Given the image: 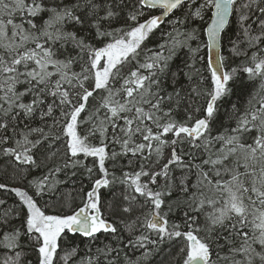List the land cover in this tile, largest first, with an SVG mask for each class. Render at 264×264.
<instances>
[{
    "label": "snow or ice",
    "instance_id": "snow-or-ice-1",
    "mask_svg": "<svg viewBox=\"0 0 264 264\" xmlns=\"http://www.w3.org/2000/svg\"><path fill=\"white\" fill-rule=\"evenodd\" d=\"M230 16L243 37L230 41L233 54L253 49L242 68L253 88L225 112L228 126L214 128L237 73L221 70ZM157 31L163 43L153 50L146 42ZM182 48L191 63L173 71ZM0 154L22 178L41 158L47 168L26 185L0 183L18 198L0 215V245L15 252L3 264H24L26 248L36 264H69L79 246L61 247L68 234L88 242L75 264H150L165 244H179L170 264H264V0H0ZM67 183L73 189L60 192ZM45 193L54 198L41 206ZM121 205L147 209L118 222L127 238L104 211ZM174 211L182 225L170 223ZM100 234L110 240L93 253Z\"/></svg>",
    "mask_w": 264,
    "mask_h": 264
},
{
    "label": "trees",
    "instance_id": "trees-1",
    "mask_svg": "<svg viewBox=\"0 0 264 264\" xmlns=\"http://www.w3.org/2000/svg\"><path fill=\"white\" fill-rule=\"evenodd\" d=\"M199 2H202V0H199ZM241 2H244V0H241ZM174 11L176 13V16H181V11H178V10H174ZM153 14H156V13H153ZM170 16H172V14H170ZM172 19L175 20V16H172ZM236 19H237L236 16H231L229 24L227 25L224 33L222 34L223 44L221 48V56L224 57L223 66L225 70L231 71V69L235 68L237 69V73H236V77L234 78V80L229 82L230 87L232 88V94L229 96H226L225 98H223L222 101L218 102L220 104V113H219V116L215 124L213 125L214 128H219L221 124L228 126L229 121L227 120L225 116V112L231 109V105L233 103H236L238 101L243 103L248 92L253 88V85L249 83L247 80V74L242 72V68L244 67L245 62L247 61L248 57L251 56L253 49L247 50L248 52L247 57L244 55H235L232 52V43L230 41H237L238 39L241 41L243 40V37L240 34V27L237 24ZM200 24L201 22L197 21V25H200ZM115 26H119V25H115ZM161 30L163 32H170L172 30V26L171 24H164L161 26ZM204 40H206V35L201 33L200 38L196 41H192L191 45L194 48L196 47L197 43H200L201 41H204ZM146 43H147L148 48L155 50L157 44L163 43V39L161 37V31H157L155 35L152 36L150 40L147 41ZM238 47L241 51H243L247 47L246 42L238 44ZM200 55L204 56L205 59L207 58V50L203 47L202 44H201ZM189 56H190V53L188 52V49L182 48L177 54V57L174 58L172 62L173 71H175L177 66L182 67L185 60H188V62L191 63ZM141 62H143L142 58H141ZM134 67H135V61H133L131 65L127 66L124 69V75L126 76L128 74V71ZM197 67H200V65H197ZM74 70L79 71V67L78 66L74 67ZM205 76L208 77L210 76V74L205 73ZM180 83L184 84L186 87L188 85L187 79L183 76L181 77ZM114 87L119 88L120 84H116L114 85ZM201 87L207 89L210 87V83L206 80L201 85ZM103 94L106 95V93H103ZM119 98L120 97H117V99ZM98 100H99V97H97V101H93L92 103L98 102ZM203 100H204V97H200L198 103H202ZM185 107H187V105H182L181 109L178 111L176 115V118L178 120L184 119V108ZM189 111H191V109H189ZM197 115L202 116L203 113H199ZM38 123H39L38 121L33 122L32 126H37ZM93 143H96V141H93ZM116 148L117 150H119V146H116ZM5 159L6 158L2 154H0V183H5L9 187L22 186V185H26L28 181L35 180V179H41L43 175L46 174V171H47V168L45 167V162L41 158L40 160H38V163H40L41 166L39 168L34 166L31 169V174L28 175L26 178H22V173H18L17 169H15L14 167L10 165H6ZM81 159H84L83 156H81ZM85 162L91 165L92 158L91 157L87 158ZM121 163L126 165L127 160H122ZM106 166L110 167V162L106 163ZM125 170L130 171L131 169L126 168ZM117 175H120V172L118 170H117ZM176 175H179V172H177ZM63 178H64L63 175L58 174V179L62 180ZM78 179L81 180L84 191L85 192L88 191L90 189L89 180L86 177H78ZM160 182L162 183L163 180L161 179ZM58 187L60 188V192L66 193L68 191H71L74 186L70 183H67V184L59 185ZM75 188L77 190L73 191L72 195L75 198L74 204L78 206L80 204V196H81V193L78 191L79 184H77ZM120 190L121 189L119 187L113 189V191L117 193H119ZM101 193H102L103 201L110 202L112 200V192H110L108 189H102ZM57 195H59V193H57ZM53 198H54L53 196L49 195L48 193H45L42 197H39L37 199H38L39 204L41 206H44L46 201L50 202L51 199ZM0 200L6 201L4 205H0V215H3V212L7 208H11L14 204L18 202V198L15 196L14 193H11L9 191L2 190V189H0ZM117 203L119 204V201H117ZM104 211H105V215L110 216L111 219L117 221L118 223L120 220H125L126 222H130L131 220L135 219L136 216L141 215L142 212H146L147 209L146 208L142 210L136 209L131 214H125L122 211V205H121V209L115 212V214L110 213L108 210H104ZM169 220H170V223L174 222V223H178L181 225L183 224V217L179 211H174L170 215ZM16 223H18V221ZM118 226L121 228L122 234L125 236V238H127L128 234L126 232H123V226L119 225V223H118ZM109 240H110L109 237H106L105 235L100 234V240L96 241V243L92 246L93 253L95 252V248L97 246H102L101 241H103L104 243H107L109 242ZM66 241H67L66 243H62L61 245V247L65 249L66 251L77 247V245L79 246L77 255L69 261V264H75V262L80 261L82 257H85L86 255L89 254L87 250V243H88L87 239H82L79 236V234H76V235L68 234V236L66 237ZM162 247L165 249V252L163 254H158L154 256L151 259L150 264H160L161 261H164V264H170L171 256H169L167 252L170 250L171 255L175 256L176 252H178L179 250V244H173L171 246L165 244ZM127 251H129V253L131 254V249H128ZM24 252H25V256L22 258L24 264H28L29 261H31V264H36L35 253L27 248L24 250ZM14 255H15L14 250L6 249L3 247V245H0V264H3V261L6 257H13ZM60 255L63 256L64 252H61ZM138 255L139 253H136V256ZM136 256H133L132 258L135 259Z\"/></svg>",
    "mask_w": 264,
    "mask_h": 264
},
{
    "label": "water",
    "instance_id": "water-1",
    "mask_svg": "<svg viewBox=\"0 0 264 264\" xmlns=\"http://www.w3.org/2000/svg\"><path fill=\"white\" fill-rule=\"evenodd\" d=\"M170 14H171V13H170ZM170 14H169V15H170ZM230 18H231V16L229 17V20H230ZM165 19H166V18H165ZM226 26H227V25H226ZM220 55H221V50H220ZM221 70H222V71H225L224 68H223V66H222V69H221Z\"/></svg>",
    "mask_w": 264,
    "mask_h": 264
},
{
    "label": "bare ground",
    "instance_id": "bare-ground-1",
    "mask_svg": "<svg viewBox=\"0 0 264 264\" xmlns=\"http://www.w3.org/2000/svg\"><path fill=\"white\" fill-rule=\"evenodd\" d=\"M230 21V20H229ZM227 27V26H226ZM223 66V65H222ZM223 68H224V66H223ZM224 70H225V68H224ZM226 71V70H225Z\"/></svg>",
    "mask_w": 264,
    "mask_h": 264
}]
</instances>
